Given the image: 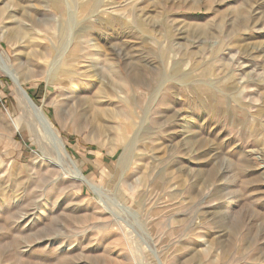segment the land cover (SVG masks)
<instances>
[{"label": "rangeland", "instance_id": "rangeland-1", "mask_svg": "<svg viewBox=\"0 0 264 264\" xmlns=\"http://www.w3.org/2000/svg\"><path fill=\"white\" fill-rule=\"evenodd\" d=\"M0 264H264V0H0Z\"/></svg>", "mask_w": 264, "mask_h": 264}, {"label": "bare ground", "instance_id": "bare-ground-1", "mask_svg": "<svg viewBox=\"0 0 264 264\" xmlns=\"http://www.w3.org/2000/svg\"><path fill=\"white\" fill-rule=\"evenodd\" d=\"M260 31V30H259ZM79 171V170H78ZM79 174H80V172H79ZM81 176H82V174H80ZM83 177V176H82Z\"/></svg>", "mask_w": 264, "mask_h": 264}, {"label": "trees", "instance_id": "trees-1", "mask_svg": "<svg viewBox=\"0 0 264 264\" xmlns=\"http://www.w3.org/2000/svg\"><path fill=\"white\" fill-rule=\"evenodd\" d=\"M33 97H34V95H33ZM35 98V97H34Z\"/></svg>", "mask_w": 264, "mask_h": 264}]
</instances>
